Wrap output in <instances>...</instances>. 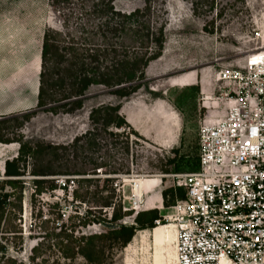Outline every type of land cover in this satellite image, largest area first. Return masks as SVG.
Instances as JSON below:
<instances>
[{
	"label": "rangeland",
	"instance_id": "374dc122",
	"mask_svg": "<svg viewBox=\"0 0 264 264\" xmlns=\"http://www.w3.org/2000/svg\"><path fill=\"white\" fill-rule=\"evenodd\" d=\"M152 6V23L165 26V45L162 57L146 70V85L139 93L120 101L103 88L92 87L81 111L71 116L39 112L22 130L29 141L69 144L87 131L91 109L121 104V115L146 140L131 149V155L136 154L133 164L132 156L114 160L131 170L129 177L121 176L116 184L124 210L134 214L145 211L149 198L171 186V179L160 182V166L174 157L172 150H177L184 163L171 167V175L198 170L193 162L198 156L200 122L207 112L223 116V98L238 89L232 72L242 71L251 56L264 53V0H153ZM114 7L131 13L143 9L144 3L116 0ZM61 24L49 0H0V117L35 108L42 37L48 28L60 30ZM8 132L12 134V129ZM17 151V145L0 144V181L4 162L14 159ZM29 172L28 167L22 179L17 223L21 239L13 241L21 249L11 250L10 255L29 264L37 249L35 264H61L59 248L70 228L77 237L101 233L102 228L78 227L69 190L66 195L60 190L34 195V178ZM138 179L154 180L148 194L136 196L134 181ZM163 209L161 216L166 214ZM131 223L132 217L123 221ZM161 224L164 242L160 252L152 238L159 228L155 227L137 232L130 245L114 253L110 264H173L175 234L172 227ZM73 264L86 263L78 258Z\"/></svg>",
	"mask_w": 264,
	"mask_h": 264
},
{
	"label": "trees",
	"instance_id": "16d2710c",
	"mask_svg": "<svg viewBox=\"0 0 264 264\" xmlns=\"http://www.w3.org/2000/svg\"><path fill=\"white\" fill-rule=\"evenodd\" d=\"M115 1L49 0L62 24L60 30L46 29L42 37L35 108L0 117V144L18 147L17 156L4 162L0 181V264H25L10 251L21 249L13 241L21 239L17 223L28 167L34 195L57 190L66 195L69 190L78 227L102 228L101 233L79 237L70 228L60 244L61 264H73L78 258L86 264H110L114 253L130 245L137 232L150 231L162 220L157 209L135 214L124 210L116 182L129 177L131 170L114 160L132 156L133 164L136 154L131 155V149L146 140L121 115V104L91 109L87 131L69 144L33 142L22 134L39 112L71 116L81 111L92 87L103 88L120 101L145 87L146 70L164 51L165 26L151 21L153 0H142L144 8L131 13L117 11ZM172 153L174 157L160 166L162 175H171V167L184 163L177 150ZM193 164L198 167V156ZM161 197L163 208L169 209L184 200V192L169 187ZM130 217L132 223L123 224ZM37 259L33 249L29 264Z\"/></svg>",
	"mask_w": 264,
	"mask_h": 264
},
{
	"label": "built area",
	"instance_id": "2783aa9c",
	"mask_svg": "<svg viewBox=\"0 0 264 264\" xmlns=\"http://www.w3.org/2000/svg\"><path fill=\"white\" fill-rule=\"evenodd\" d=\"M232 73L223 116L200 122L198 170L160 176L184 192L155 222L172 226L173 264H264V64Z\"/></svg>",
	"mask_w": 264,
	"mask_h": 264
},
{
	"label": "bare ground",
	"instance_id": "6f19581e",
	"mask_svg": "<svg viewBox=\"0 0 264 264\" xmlns=\"http://www.w3.org/2000/svg\"><path fill=\"white\" fill-rule=\"evenodd\" d=\"M249 60L251 61V63L253 65L259 66V64H264V53L257 54L255 56H251L249 58ZM151 181L152 180H150V179H138V180L134 181V184L136 185L135 186V194L137 197L141 196L140 191L142 188H144L143 186L149 187ZM136 210H138V208H136ZM161 225L162 224H160L159 226H156V228L157 227H159V228L155 229L153 231V234H152V238H153L154 247H155L156 252L161 251V248H162L163 242H164L163 241V230L164 229L161 227ZM164 225H165L164 227H172L171 224H164ZM174 241H175V239H174Z\"/></svg>",
	"mask_w": 264,
	"mask_h": 264
},
{
	"label": "crops",
	"instance_id": "0c3cea01",
	"mask_svg": "<svg viewBox=\"0 0 264 264\" xmlns=\"http://www.w3.org/2000/svg\"><path fill=\"white\" fill-rule=\"evenodd\" d=\"M10 113H12V112L1 114L2 115L1 117L11 115ZM153 185H154V180H152L150 182L149 187L143 186L144 188L141 189L140 194L141 195L148 194L150 189H151V186H153ZM161 205H162L161 192L160 193L157 192V195H156V197L154 199H150L149 198L147 200L144 210L145 211H149V210H153V209L162 210L163 208L161 207Z\"/></svg>",
	"mask_w": 264,
	"mask_h": 264
},
{
	"label": "water",
	"instance_id": "95a60500",
	"mask_svg": "<svg viewBox=\"0 0 264 264\" xmlns=\"http://www.w3.org/2000/svg\"><path fill=\"white\" fill-rule=\"evenodd\" d=\"M3 175V174H2Z\"/></svg>",
	"mask_w": 264,
	"mask_h": 264
}]
</instances>
